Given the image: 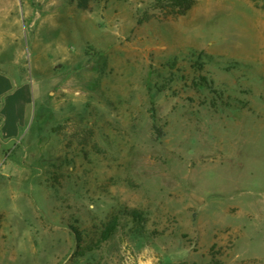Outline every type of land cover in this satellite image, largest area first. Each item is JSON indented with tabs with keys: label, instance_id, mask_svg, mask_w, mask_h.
Returning <instances> with one entry per match:
<instances>
[{
	"label": "rangeland",
	"instance_id": "374dc122",
	"mask_svg": "<svg viewBox=\"0 0 264 264\" xmlns=\"http://www.w3.org/2000/svg\"><path fill=\"white\" fill-rule=\"evenodd\" d=\"M77 2L0 0V264H264V0Z\"/></svg>",
	"mask_w": 264,
	"mask_h": 264
},
{
	"label": "crops",
	"instance_id": "0c3cea01",
	"mask_svg": "<svg viewBox=\"0 0 264 264\" xmlns=\"http://www.w3.org/2000/svg\"><path fill=\"white\" fill-rule=\"evenodd\" d=\"M0 16L7 17L6 9L0 10ZM1 36L3 31L2 34L0 31ZM1 39L5 42L3 37L0 38V43ZM3 59L0 52V61L3 62ZM25 71L24 68H19L11 73L6 66H0V134L2 133L4 138L12 139L10 136L20 131L19 124H22L23 128L26 125L24 118L29 111L35 88L28 82Z\"/></svg>",
	"mask_w": 264,
	"mask_h": 264
},
{
	"label": "trees",
	"instance_id": "16d2710c",
	"mask_svg": "<svg viewBox=\"0 0 264 264\" xmlns=\"http://www.w3.org/2000/svg\"><path fill=\"white\" fill-rule=\"evenodd\" d=\"M90 1L91 0H78L77 6L80 9L87 10L90 8ZM190 3L191 0H156L155 7L161 8L166 13L176 16V15L184 14L189 9ZM201 55L202 54L198 55L194 59L195 62L194 67H197L198 72L200 73V75H198V78L200 80H203L204 82H208V79L205 76V74L201 73V70L204 65L203 62H200V60L202 59ZM176 64H177L176 61H174V64L173 63L171 64L172 70H175ZM197 84H200L201 86L204 85V83H202L201 81H197ZM157 130L161 132L160 134H163V131L161 129L157 128ZM120 218L121 217L119 216V214H114L111 217L109 222L106 223L103 234H101L100 236V240H99L100 242L109 240L116 233V231L121 226ZM132 219L133 221H141L140 220L141 215H139L138 213L134 214L133 212Z\"/></svg>",
	"mask_w": 264,
	"mask_h": 264
}]
</instances>
